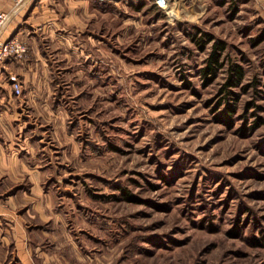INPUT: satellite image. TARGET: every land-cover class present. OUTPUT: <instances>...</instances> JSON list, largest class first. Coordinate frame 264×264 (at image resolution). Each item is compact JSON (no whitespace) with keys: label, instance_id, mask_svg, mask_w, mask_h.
I'll list each match as a JSON object with an SVG mask.
<instances>
[{"label":"rangeland","instance_id":"rangeland-1","mask_svg":"<svg viewBox=\"0 0 264 264\" xmlns=\"http://www.w3.org/2000/svg\"><path fill=\"white\" fill-rule=\"evenodd\" d=\"M168 3L85 1L77 55L53 44L69 136L44 149L29 264H264V0ZM10 221L0 264H27Z\"/></svg>","mask_w":264,"mask_h":264},{"label":"crops","instance_id":"crops-1","mask_svg":"<svg viewBox=\"0 0 264 264\" xmlns=\"http://www.w3.org/2000/svg\"><path fill=\"white\" fill-rule=\"evenodd\" d=\"M85 1L95 0H0V11L8 13L1 37L16 36L28 46L26 57L6 59L0 77V235L11 220L18 256L27 264L22 223L55 216V200L42 184L44 149L50 142L67 146L69 136L68 111L55 91L50 55L55 42L77 55ZM9 73L18 76L20 94L13 92ZM21 207L23 214H16ZM54 218L60 222L58 213Z\"/></svg>","mask_w":264,"mask_h":264},{"label":"built area","instance_id":"built-area-1","mask_svg":"<svg viewBox=\"0 0 264 264\" xmlns=\"http://www.w3.org/2000/svg\"><path fill=\"white\" fill-rule=\"evenodd\" d=\"M154 2L160 10H167V4H169L168 0H154ZM7 20L8 13L5 11H0V77L3 73V64L6 59H20L26 57L28 54V46L24 40L16 36H11L5 39L1 37ZM8 79L11 82L13 92L15 94H20L21 83L17 78L16 74L9 73Z\"/></svg>","mask_w":264,"mask_h":264},{"label":"trees","instance_id":"trees-1","mask_svg":"<svg viewBox=\"0 0 264 264\" xmlns=\"http://www.w3.org/2000/svg\"><path fill=\"white\" fill-rule=\"evenodd\" d=\"M208 36L210 37V34H208ZM215 46L217 45L215 44ZM218 48H222V45ZM215 49L216 47L213 46V50L211 51L207 59V64L205 66L204 72L213 73L218 65V54L215 53ZM233 72L234 74L231 75V77L227 81V84L228 83L235 84L242 76V71L240 70V68L237 67L233 68ZM232 112H233V107H231V105H227L225 108L222 109V111L218 113L219 119L224 122H230V117L232 115ZM128 197H129L128 199H133L130 196Z\"/></svg>","mask_w":264,"mask_h":264},{"label":"bare ground","instance_id":"bare-ground-1","mask_svg":"<svg viewBox=\"0 0 264 264\" xmlns=\"http://www.w3.org/2000/svg\"><path fill=\"white\" fill-rule=\"evenodd\" d=\"M168 5V4H167Z\"/></svg>","mask_w":264,"mask_h":264}]
</instances>
